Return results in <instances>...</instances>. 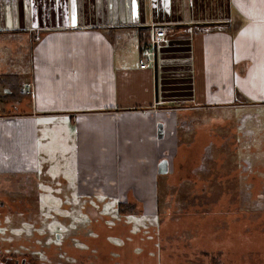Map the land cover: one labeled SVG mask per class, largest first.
Returning a JSON list of instances; mask_svg holds the SVG:
<instances>
[{"label":"crops","instance_id":"0c3cea01","mask_svg":"<svg viewBox=\"0 0 264 264\" xmlns=\"http://www.w3.org/2000/svg\"><path fill=\"white\" fill-rule=\"evenodd\" d=\"M150 3L147 16L146 0H0V36L31 40L28 73H9L20 77L25 96L2 101L17 112L0 115L4 183L29 174L16 195L70 191L154 213L159 164L179 153L186 127L173 100L188 93L183 100L196 108L253 111L246 118L264 123V0ZM155 28L165 40L139 68ZM185 74L194 83L172 91ZM0 87L1 101L8 90ZM27 158L37 169L23 171ZM194 248L180 254L186 264H223L222 252ZM237 258L229 261L244 264V255Z\"/></svg>","mask_w":264,"mask_h":264},{"label":"rangeland","instance_id":"374dc122","mask_svg":"<svg viewBox=\"0 0 264 264\" xmlns=\"http://www.w3.org/2000/svg\"><path fill=\"white\" fill-rule=\"evenodd\" d=\"M30 58V36H0V75L24 77ZM179 77L183 86L172 91L183 94L194 75ZM187 95L170 103L186 127L179 153L164 158L171 168L160 176L154 213L140 206L120 214L116 201L70 191L16 195L29 174L11 172L7 188L0 168V264H186L180 254L197 253L194 246L222 252L223 264H240L229 259L243 255L244 264L264 261V123L246 118L253 111L196 108ZM6 109L17 112L0 101V115Z\"/></svg>","mask_w":264,"mask_h":264},{"label":"trees","instance_id":"16d2710c","mask_svg":"<svg viewBox=\"0 0 264 264\" xmlns=\"http://www.w3.org/2000/svg\"><path fill=\"white\" fill-rule=\"evenodd\" d=\"M214 25V24H213ZM0 85L5 87L8 92L1 97V101L4 102H17L19 99L23 98L25 95L21 92L22 83L21 79L16 74H6L0 76ZM120 214H127L135 212V205H122L119 208Z\"/></svg>","mask_w":264,"mask_h":264},{"label":"built area","instance_id":"2783aa9c","mask_svg":"<svg viewBox=\"0 0 264 264\" xmlns=\"http://www.w3.org/2000/svg\"><path fill=\"white\" fill-rule=\"evenodd\" d=\"M165 36L166 33L164 29L155 28L152 39H150L151 45L145 46L141 51V55L139 58V65H140L139 68L142 69L148 68V58L154 55L155 48L164 42ZM37 167H38L37 163L34 159L27 158L24 163L23 171L30 172L37 169Z\"/></svg>","mask_w":264,"mask_h":264},{"label":"water","instance_id":"95a60500","mask_svg":"<svg viewBox=\"0 0 264 264\" xmlns=\"http://www.w3.org/2000/svg\"><path fill=\"white\" fill-rule=\"evenodd\" d=\"M156 48H155L154 52L156 51ZM154 81H155V89H156V93H157L158 92V73H157V70L155 71V80ZM159 136L160 137L163 136V127L161 125H160V128H159ZM158 172H159V174H166V173L169 172V162H168V160L165 161L163 159L160 162Z\"/></svg>","mask_w":264,"mask_h":264}]
</instances>
